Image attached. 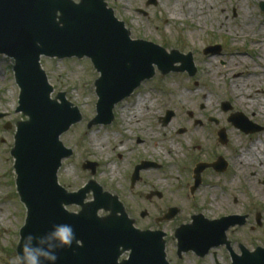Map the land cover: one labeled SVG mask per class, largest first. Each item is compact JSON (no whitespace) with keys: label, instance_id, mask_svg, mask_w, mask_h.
<instances>
[{"label":"rangeland","instance_id":"1","mask_svg":"<svg viewBox=\"0 0 264 264\" xmlns=\"http://www.w3.org/2000/svg\"><path fill=\"white\" fill-rule=\"evenodd\" d=\"M146 1L105 0L108 7L113 9L116 18L125 23L132 39L151 41L168 51H190L198 68L194 77H188L185 72L162 76L156 71L152 79L143 82L133 95L114 106V119L111 123L87 127L88 121L96 115L97 96L94 81L99 76L91 61L87 57L57 59L42 56L40 64L54 88L52 97L55 98L57 93L64 92L67 100L81 113L80 121L60 136L62 143L70 147L73 153L62 161L58 171L59 183L67 190L75 191L89 179L96 181L104 191L119 197L126 212L135 219L136 226L141 229L154 230L157 225L153 218L164 213L168 205L182 207V213L161 225L168 233L166 247L175 253L176 240L173 232L180 223L189 220L187 213L198 209L207 216L215 217L227 211L238 210L242 204L249 203L237 179L230 183L222 182L216 176H209L214 185L207 186L206 191H210L212 197L198 200L193 207L188 196L186 197L190 192L187 185L191 183L186 178L190 177L188 168L193 169L197 164L195 159L215 156L218 151L234 155L241 148L247 149L248 139L259 138L263 146L259 145L255 149L257 159L253 165H256L258 160L264 165V130L245 138L242 131L233 128L226 121L227 114L221 109L222 102L232 103V111L235 108L243 111L250 109L246 101V88H249L236 90L231 99L227 84L234 80L246 79L253 67L257 73L253 74L255 77L264 75V67L257 62L260 58L263 60L264 12L256 6L258 0H209L208 3L201 0L202 7L197 9L205 18L198 21L195 15H185L179 6L177 12L172 10L173 2L179 1L156 0L155 5H146ZM252 38L257 41L256 46L250 45ZM213 42H221L224 47L222 55L216 56L215 60L202 53V49ZM252 49L256 52H252ZM238 57L246 58L247 62L242 63ZM220 60L226 61L227 67L225 64L221 65ZM252 63H255L253 67ZM12 67L13 60L0 55V113L3 114L0 124L8 122L11 125L10 129L0 126V201L6 204L4 209L8 213L4 220L5 228L0 226V264H10L14 257L19 233L26 217L25 207L15 187L11 169L13 159L8 153L13 143L14 124L19 120H26L24 115L16 111L18 88L14 83ZM259 68L261 70H258ZM234 72L241 74L233 78ZM257 81L259 80L249 84L254 90L264 89L261 82ZM260 95L263 97L264 92ZM234 97L240 99L239 106L236 105ZM259 101L264 103V99ZM200 104L204 106L203 109ZM125 105H128L131 120L121 130V106ZM167 109L174 111V117L168 124L162 125L159 118ZM189 112L192 113L191 117ZM211 116L218 120L217 125L208 120ZM221 127L227 129L226 134L229 135L232 146H221L215 141L216 133ZM179 128H185V132L177 133ZM196 131L199 135H194ZM92 135L105 138L103 148L99 151H94L89 144ZM155 136L165 139L167 144L174 147L171 153L167 152L168 147L154 146ZM136 138L141 141L137 142ZM121 140L124 141V146L118 150ZM87 159L98 163L93 175L89 170L81 168V164ZM142 159L154 161L159 166L141 171V179L131 188L130 174ZM167 159H170V163ZM235 174L238 176V173ZM152 189L161 191L162 199L156 196L147 199L146 195ZM91 199L92 193L89 192L86 200ZM260 205L259 209L264 214V203ZM67 209L75 212L79 207L68 206ZM144 209L147 213L141 218L139 213ZM98 213L100 216L107 214L103 210ZM258 242L259 240L253 243ZM260 242L264 244L263 237ZM216 252L221 253L219 249H216ZM125 256L126 254L122 257ZM192 259L190 254L182 258L184 264H195Z\"/></svg>","mask_w":264,"mask_h":264},{"label":"water","instance_id":"2","mask_svg":"<svg viewBox=\"0 0 264 264\" xmlns=\"http://www.w3.org/2000/svg\"><path fill=\"white\" fill-rule=\"evenodd\" d=\"M212 51L216 52L214 47L204 49V53ZM0 53L15 61L14 75L20 87L18 110L28 116L18 123L11 150L17 190L27 208L20 237L28 232L43 234L55 224L67 223L73 226L77 239L72 247L59 250L57 264H167L163 233L135 229L115 196L103 192L93 181L77 192H67L58 184L61 160L72 153L59 136L81 115L65 99V93L50 98L53 88L39 58L91 59L100 73L95 81L97 115L91 125L109 123L113 106L149 79L154 65L163 74L183 70L193 74L191 54L182 55L174 49L167 52L154 43L131 40L124 23L113 16L104 0H0ZM178 62L180 66L175 65ZM172 116V111H167L162 123ZM230 120L248 131L250 125L243 118L233 115ZM219 135H224L223 131ZM147 165L142 162L135 167L132 182L138 170ZM197 166L195 172L200 168ZM82 167L94 173L95 163ZM89 191L93 200L84 202ZM71 204L81 206L80 211L68 212L64 206ZM100 209L109 214L98 216ZM177 211L170 208L156 221L172 218ZM230 219L207 221L194 216L192 224L176 230L179 252L195 250L203 255L211 246H218L224 242V231L233 224ZM127 250L128 259L118 263V256ZM233 264H245V260L234 259ZM250 264H264V252Z\"/></svg>","mask_w":264,"mask_h":264},{"label":"flooded vegetation","instance_id":"3","mask_svg":"<svg viewBox=\"0 0 264 264\" xmlns=\"http://www.w3.org/2000/svg\"><path fill=\"white\" fill-rule=\"evenodd\" d=\"M257 5L260 7V2H258ZM223 48H224L223 45L220 44V52L212 55H208L207 57L210 58V57H216L218 55H222ZM219 63L221 65L225 64L224 66L226 67L228 65L226 61L220 60ZM253 92L258 96L260 93L264 91L258 88L255 89ZM249 105H250V109L246 110L244 112V115L249 121L253 122L255 125L258 126L259 132H255V133L259 134L260 132H262L260 131L261 130L260 126H262L261 123L264 122V103H261L258 100L255 103H249ZM229 107H230L229 110H231L232 106L229 105ZM200 108L203 109L204 108L203 105H200ZM248 136L250 135H245V138H247ZM215 141H217V143H219L221 146H228L231 144L228 135H226V138L223 142L218 141V139ZM1 142H3V140H1ZM252 142H257L258 146L262 145L261 144L262 141L259 138H255L253 141L251 139H248L246 141L248 148ZM250 153L251 152L245 151L242 154V157L243 158L245 157L247 159L245 160L247 164H243L240 167L238 176H233L231 174V169H230V167H232L231 160L234 155L223 153V151L217 152L215 156L211 155L208 158L195 159L197 160L196 163H199V161H201V163L204 164V166L197 174H194L193 169L188 168V171L190 172L189 173L190 177L186 179H188V181H190L191 183L187 185V188L189 187L190 192L188 195L186 194V197L188 196V198L192 202L193 207H195L194 203H196L198 200L200 199L203 200L207 197L208 198L212 197L210 191L208 192L206 191L207 186L214 185V183L211 180H209L210 179L209 176H216L217 178H220L222 182L227 181L230 183L233 182L234 179H237L244 193L246 194V198L249 202L248 205L242 204V206L238 210L234 209L232 211H227L225 213L229 215H239L240 217H238L237 222L241 221V224L240 223L235 224L234 226H231L227 230L226 237L228 244L225 245L223 244L218 247V249L221 251L220 254H218L216 250L209 252L203 257H198L192 252L185 254V255L190 254V256L193 257L192 260L194 261L195 264H231L232 255H240L242 251L249 252L255 250L256 248H264V244L260 242L261 237L264 238V214L262 210L259 209L258 206L261 201H264L263 200L264 199V165L263 162H260L259 160L256 161V165L258 167L256 165H253V162H255L257 156L255 155V153H252V155ZM219 157H221L220 159L221 163L219 165L218 164L214 165V163L217 161ZM184 167L187 166L184 165ZM9 174L7 176H9ZM4 182L6 183V181ZM182 212H183V208L181 207L178 214ZM189 213H187V215H189L190 217L192 212L190 214ZM193 213H202V211L197 209L193 211ZM182 223H186V221ZM236 234H238L239 236H237ZM257 240H259L258 244L253 243L256 242ZM166 257L172 264H184V261L182 260L183 255L180 256L176 252L174 253L171 250H168L167 247H166Z\"/></svg>","mask_w":264,"mask_h":264},{"label":"bare ground","instance_id":"4","mask_svg":"<svg viewBox=\"0 0 264 264\" xmlns=\"http://www.w3.org/2000/svg\"><path fill=\"white\" fill-rule=\"evenodd\" d=\"M176 1H179L178 2H173L172 4V10L177 12V10L179 8H181L184 12L185 15H187L188 17H192V16H196L197 20L200 21L202 19L205 18V16H202V12L200 10L197 9V7H202L201 6V0H176ZM207 3L209 2V0H205ZM179 6V8H178ZM198 24V22H197ZM250 45L252 46H256V41L252 38L251 41H250ZM256 48V47H255ZM241 56H243V54H240ZM212 60H215V57H212L211 58ZM239 61H241L242 63L244 62H247L246 58H241V57H238ZM257 62L259 63L260 66L264 67V60H262L261 58L259 60H257ZM252 67L255 65V63H252ZM251 68V67H250ZM255 67H253L249 72V75L246 77V79L240 81V80H234L232 81V83L230 82V85H229V89L231 91V94L234 95L233 93L236 91V90H239V89H243V88H246L248 87L249 89L246 88V97L248 100V103H255L258 101V98H257V94H255L253 91V87H251V84L249 83H253L255 82L257 79L259 81L257 82H261L260 84L264 87V75H259V77H255L253 74H257L255 73L256 71H254ZM258 70H261L260 68ZM247 81V82H246ZM263 81V82H262ZM236 100V105L238 106L239 104V98L236 97L235 98ZM138 101H136L137 103ZM141 103H143V100L141 101ZM121 109L123 110V112L120 114V127L119 129H124V126H127V124L129 123V121L131 120L129 117L131 115L130 111H128V105L126 106H121ZM125 109V111H124ZM127 110V113H125ZM147 132L149 131L146 130ZM146 132V133H147ZM194 135H199V133L196 131V133ZM155 140H154V146L155 147H159V148H166L168 147L169 150L167 151L168 153H171L170 151L174 149V147L171 145V144H167L166 143V140L165 139H159L157 136H155ZM105 138L104 136H100V137H96V135H92L91 138H90V142L89 144L91 145V148H93L94 151H99L101 148H103V142ZM120 145L118 146V150H121L122 147L124 146V141H120L119 143ZM257 145V142H253L250 144L249 148L247 149H243L241 148L239 151H238V154H235L233 157H232V160H231V163L233 165V169L234 171L236 172H239L240 171V167L243 165V164H247V162L245 160H247L245 157L243 158L242 157V154L245 152V150H247L248 152H251L250 154L252 155V153L255 152V146ZM235 147H237V145H235ZM175 155V154H174ZM164 158V157H163ZM176 158V157H175ZM178 161V159H177ZM167 162L170 163V159L168 161L167 159ZM244 162V163H243ZM113 170V169H112ZM6 204L4 203H1L0 201V226L5 228L4 226V220L7 218V215L8 213H6L5 209H4V206Z\"/></svg>","mask_w":264,"mask_h":264},{"label":"clouds","instance_id":"5","mask_svg":"<svg viewBox=\"0 0 264 264\" xmlns=\"http://www.w3.org/2000/svg\"><path fill=\"white\" fill-rule=\"evenodd\" d=\"M76 239L73 226L67 223L55 224L39 235L25 233L10 264H57L59 250L72 247Z\"/></svg>","mask_w":264,"mask_h":264}]
</instances>
